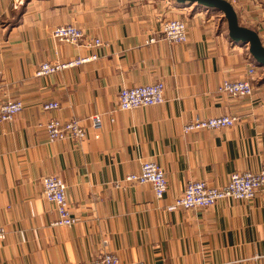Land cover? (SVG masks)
<instances>
[{
    "label": "crops",
    "instance_id": "crops-1",
    "mask_svg": "<svg viewBox=\"0 0 264 264\" xmlns=\"http://www.w3.org/2000/svg\"><path fill=\"white\" fill-rule=\"evenodd\" d=\"M239 25L264 46V0H226ZM184 19L187 41L145 44L151 31ZM72 24L102 45L87 49L56 41L51 31ZM233 42L221 12L176 0H0V106L23 103L0 122V264H93L102 250L119 264H264V187L253 199L218 201L207 209L166 210L190 181L214 186L234 172L264 167V65ZM96 59L47 76L44 62ZM256 68L252 93L230 98L223 80ZM160 81L164 102L118 110L122 87ZM56 101L57 110L42 104ZM101 115L96 131L88 117ZM232 115L230 127L183 133L195 116ZM82 119L80 143L49 142L47 120ZM157 163L167 190L123 180L143 162ZM60 177L77 222L54 226L57 214L41 193V178ZM106 242V245H104Z\"/></svg>",
    "mask_w": 264,
    "mask_h": 264
},
{
    "label": "built area",
    "instance_id": "built-area-1",
    "mask_svg": "<svg viewBox=\"0 0 264 264\" xmlns=\"http://www.w3.org/2000/svg\"><path fill=\"white\" fill-rule=\"evenodd\" d=\"M22 0H13L14 6ZM51 37L58 42L83 47L97 48L102 45L99 38L87 36L82 29L72 24L56 26L51 31ZM165 41L169 44H182L187 41V23L184 19H170L160 23V26L151 31V35L145 40V44H154ZM248 49V47L246 48ZM96 59V55L78 57L67 62H44L35 71V76H47L59 73L65 69L79 66ZM256 68L250 67L246 77L240 80H223L218 92L230 98L248 96L252 93V83L256 79ZM118 110L131 111L142 107L156 106L164 102V84L160 81L135 87H122L117 95ZM23 108L19 100H7L0 106V122L12 121ZM59 104L56 101H48L42 104L43 111L57 110ZM91 127L96 131L94 138H98V130L102 126L101 115L95 114L88 117ZM239 118L232 115H221L201 118L195 116L182 127V132L187 134L200 130H219L230 128L238 122ZM82 119L72 117L67 120L49 119L43 125L48 141H70L75 144L82 143L87 133ZM130 184H149L157 200H162L167 182L161 167L152 161L143 162L137 173H130L119 181ZM264 187V167L257 172L244 171L234 172L229 176L226 184L214 186L205 181L197 180L187 183L184 191L176 197L166 210L169 212L178 209H207L214 206L218 201L225 199L250 200L256 192ZM66 185L64 181L55 175H46L41 178V193L43 198L51 204L57 214L51 223L54 226L72 227L77 219L71 214L69 204L65 196ZM5 239V230L0 227V241ZM106 245V242H104ZM99 258L93 264H119L118 258L105 250L99 254ZM264 260V254L260 256Z\"/></svg>",
    "mask_w": 264,
    "mask_h": 264
},
{
    "label": "water",
    "instance_id": "water-1",
    "mask_svg": "<svg viewBox=\"0 0 264 264\" xmlns=\"http://www.w3.org/2000/svg\"><path fill=\"white\" fill-rule=\"evenodd\" d=\"M179 3H196L221 12L227 24L228 36L233 42H242L248 46L249 55L259 64L264 65V46L257 32L239 25L232 5L226 0H176Z\"/></svg>",
    "mask_w": 264,
    "mask_h": 264
}]
</instances>
